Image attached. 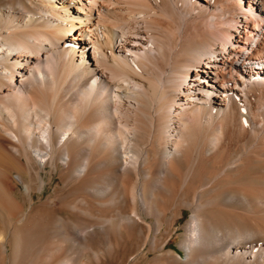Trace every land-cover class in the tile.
Returning a JSON list of instances; mask_svg holds the SVG:
<instances>
[{
    "label": "bare ground",
    "instance_id": "1",
    "mask_svg": "<svg viewBox=\"0 0 264 264\" xmlns=\"http://www.w3.org/2000/svg\"><path fill=\"white\" fill-rule=\"evenodd\" d=\"M48 167L71 188L95 181L78 220L116 211L59 233L147 228L169 234L153 240L161 252L190 209L184 264H264V0H0V247L14 242L12 264L32 219L15 193L45 189Z\"/></svg>",
    "mask_w": 264,
    "mask_h": 264
},
{
    "label": "rangeland",
    "instance_id": "2",
    "mask_svg": "<svg viewBox=\"0 0 264 264\" xmlns=\"http://www.w3.org/2000/svg\"><path fill=\"white\" fill-rule=\"evenodd\" d=\"M97 28L98 25L94 22V26L91 29L93 31L92 33L81 32V34L88 33V36L92 37L97 31ZM242 31L245 33V30ZM75 35L76 37H80L78 31L75 32ZM101 35L103 36V34ZM71 37L73 35L67 34L68 39H71ZM102 39L105 40L104 37ZM78 49L80 48L78 47ZM81 58L84 59V56L80 52L78 53L77 59L80 61ZM240 67H242L243 71L241 75L246 74L248 76L250 74V68L248 70L242 64ZM250 77L262 79L256 76ZM204 81L206 80L204 79ZM59 173L56 168L48 167L47 171L43 173L44 179L46 180V188L43 190L37 189L32 198L30 195L28 197L22 192L24 189L23 185L15 193L24 211L28 212L30 214L29 217L32 218L28 222V227L24 228L26 237L25 244L29 243L30 245L28 246L30 247L26 246L28 247L25 251L27 256H24L23 264H34L38 258L43 259L40 264H59L61 262L70 264H184L186 262L187 253L182 249V243L186 236L185 227L191 218L192 211L190 209L185 210L184 216L177 222L176 229L178 231L170 235L171 240L166 246V250L161 252L151 250L153 240L155 237H158L161 238L159 241H163L169 234H147V228L143 232L136 227L135 230H123L119 233L117 227L109 225L110 227L108 226L106 228L109 234H87L85 237H81L80 234L59 233L58 225L61 223L62 226L67 227L69 230L73 226L80 228L91 226L90 229H92L93 225L96 226L99 224L94 223L97 222L94 216L95 218H99L100 216V218L111 219L116 214V211H110L104 216L102 212L95 208L98 206L94 205L92 206L93 208H89V212L92 211L93 219L85 217L82 220H78L72 214L74 204L78 199H82V196L84 197L86 187L93 186L95 181H89L90 185L84 182L86 185H80L79 190L77 186L71 188L75 185H72L68 181L69 179L63 180ZM3 217L2 215L1 219L0 214V232L4 229L2 225ZM153 221L154 219L151 218L149 223ZM26 228H28V232L25 231ZM55 228H58L57 231ZM8 236L12 239L13 235L10 233ZM14 246V242L11 241V244L9 243L6 249L7 251H4L0 247V264H12V261H14ZM160 255H163V257H160ZM178 261H181V263Z\"/></svg>",
    "mask_w": 264,
    "mask_h": 264
}]
</instances>
